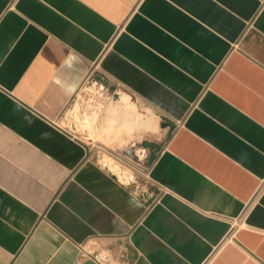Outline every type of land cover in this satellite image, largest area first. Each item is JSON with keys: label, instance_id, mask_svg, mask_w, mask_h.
<instances>
[{"label": "crops", "instance_id": "1", "mask_svg": "<svg viewBox=\"0 0 264 264\" xmlns=\"http://www.w3.org/2000/svg\"><path fill=\"white\" fill-rule=\"evenodd\" d=\"M87 85L168 134L137 191L64 125ZM80 247L264 264V0H0V264H98Z\"/></svg>", "mask_w": 264, "mask_h": 264}, {"label": "rangeland", "instance_id": "2", "mask_svg": "<svg viewBox=\"0 0 264 264\" xmlns=\"http://www.w3.org/2000/svg\"><path fill=\"white\" fill-rule=\"evenodd\" d=\"M116 92L111 89L104 92L96 85L83 87L65 111L63 122L91 147L97 161L119 168L115 175L121 180L126 181L131 175L137 178L140 174L142 179L153 156L150 150L163 144L168 134L164 135L152 113L135 99L127 107H115L114 102L125 94L121 90ZM137 110L141 112V119L137 117ZM88 115L94 117L91 130L99 138H92L89 129L80 125ZM125 122L129 128L124 126Z\"/></svg>", "mask_w": 264, "mask_h": 264}, {"label": "built area", "instance_id": "3", "mask_svg": "<svg viewBox=\"0 0 264 264\" xmlns=\"http://www.w3.org/2000/svg\"><path fill=\"white\" fill-rule=\"evenodd\" d=\"M79 254L81 258H88L98 264H106L110 261V255L107 251H96L93 248L80 247Z\"/></svg>", "mask_w": 264, "mask_h": 264}, {"label": "water", "instance_id": "4", "mask_svg": "<svg viewBox=\"0 0 264 264\" xmlns=\"http://www.w3.org/2000/svg\"><path fill=\"white\" fill-rule=\"evenodd\" d=\"M104 88H102L103 90ZM127 187L131 190V191H137V182L134 181V177L131 181H129L127 183Z\"/></svg>", "mask_w": 264, "mask_h": 264}, {"label": "bare ground", "instance_id": "5", "mask_svg": "<svg viewBox=\"0 0 264 264\" xmlns=\"http://www.w3.org/2000/svg\"><path fill=\"white\" fill-rule=\"evenodd\" d=\"M93 118H94V117H93V115H92V118H91V119L93 120ZM88 121H89V118L86 117V122H88ZM139 129H140V128H139ZM96 136H97V134H96ZM110 166H111V165H110ZM113 168H114V167H113ZM130 181H131V180H130Z\"/></svg>", "mask_w": 264, "mask_h": 264}, {"label": "flooded vegetation", "instance_id": "6", "mask_svg": "<svg viewBox=\"0 0 264 264\" xmlns=\"http://www.w3.org/2000/svg\"><path fill=\"white\" fill-rule=\"evenodd\" d=\"M102 88H105V87H102Z\"/></svg>", "mask_w": 264, "mask_h": 264}]
</instances>
